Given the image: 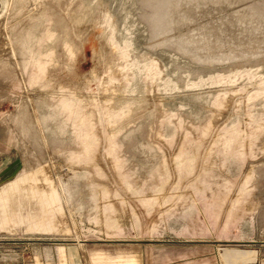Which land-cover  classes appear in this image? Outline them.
Here are the masks:
<instances>
[{
    "label": "rangeland",
    "instance_id": "374dc122",
    "mask_svg": "<svg viewBox=\"0 0 264 264\" xmlns=\"http://www.w3.org/2000/svg\"><path fill=\"white\" fill-rule=\"evenodd\" d=\"M212 258L264 264V0H0V263Z\"/></svg>",
    "mask_w": 264,
    "mask_h": 264
},
{
    "label": "crops",
    "instance_id": "0c3cea01",
    "mask_svg": "<svg viewBox=\"0 0 264 264\" xmlns=\"http://www.w3.org/2000/svg\"><path fill=\"white\" fill-rule=\"evenodd\" d=\"M66 252H67V258H66V260H68L69 258H72L73 257V254L69 251V249H67ZM72 252H73V250H72ZM62 260H64V257L62 258ZM59 263H61V262H59ZM63 263H67V261L66 262H63ZM0 264H9V263H0ZM211 264H218V259L217 258H214V259L212 258Z\"/></svg>",
    "mask_w": 264,
    "mask_h": 264
}]
</instances>
